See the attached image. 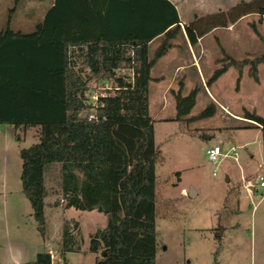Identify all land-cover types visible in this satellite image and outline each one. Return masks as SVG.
<instances>
[{
  "label": "trees",
  "instance_id": "1",
  "mask_svg": "<svg viewBox=\"0 0 264 264\" xmlns=\"http://www.w3.org/2000/svg\"><path fill=\"white\" fill-rule=\"evenodd\" d=\"M42 17L32 32L0 30V125L39 127L40 141L20 151L22 193L29 201L41 236H46L45 200L51 194L46 176L57 170L66 209L96 211L106 226L91 234L88 253L94 264H157V172L160 148L149 113L151 70L182 32L178 11L169 0H32ZM44 2V3H43ZM46 2V4H45ZM264 16V0L241 1L228 11L195 17L184 25L192 46L217 28H228L245 16ZM255 35L264 37L255 24ZM164 40L149 58V45ZM70 47L89 68L76 70ZM85 47V48H84ZM222 51L220 67L207 81L215 83L230 68L260 82L264 55L235 60ZM132 72V76H131ZM108 82L115 90L90 100L94 86ZM172 95L178 123L213 117L212 102L196 117L198 89ZM95 113V119L89 116ZM244 119L261 129L264 176V117L244 110ZM262 196L264 199V187ZM54 205H60L56 202ZM61 264L67 252H83L78 222L63 224ZM218 250L214 262L218 264ZM30 264H53L51 253Z\"/></svg>",
  "mask_w": 264,
  "mask_h": 264
},
{
  "label": "rangeland",
  "instance_id": "2",
  "mask_svg": "<svg viewBox=\"0 0 264 264\" xmlns=\"http://www.w3.org/2000/svg\"><path fill=\"white\" fill-rule=\"evenodd\" d=\"M40 4L32 0H0V27L11 25L14 31L19 24H32L34 27L37 23L34 8ZM260 31L264 35V28ZM238 35L239 48L237 51L231 50L236 60L247 57V50L242 46L244 41L253 52L250 57L264 55V44L255 36L252 28L248 31L240 28ZM223 37L226 39L224 34ZM178 42L181 44L178 51L184 53L183 39L180 38ZM159 43L151 45L152 57ZM160 68L159 64L154 75L158 74ZM203 68L206 74L211 70V62L205 61ZM235 72L210 86L212 95L219 101L232 103V113H240L243 117L244 110H248L264 117V90L249 76V68L243 71L239 82V73L237 70ZM182 73L184 78L178 80L183 85V95L187 96L198 89L195 106L186 118L189 119L198 116L212 102L205 91L207 84L202 86L198 76L189 75L191 72L188 70ZM260 75L264 80V66ZM152 93L154 96L155 93ZM159 108L161 104L153 97L152 119H156ZM223 112L217 109L211 118L178 123L170 121L172 115L176 117L175 106H168L163 113L168 120L154 123L155 143L161 149L156 164L157 264H215L217 250L218 264H264L262 190L254 183L259 193H250L247 190L249 182L242 179L244 174H250L253 181L262 175L261 129L225 115L229 114L226 110ZM39 131V127L24 130L15 129L12 125H0V264H30L38 254L49 250L55 256L54 264H61L65 221H81L85 232L103 228L107 223L105 215L96 211L66 209L62 203L57 170L52 169L46 176V186L51 192L45 200L46 236H41L32 216L31 205L22 193L20 157L22 149L39 143ZM207 137H212V140L208 142ZM206 145L222 148L226 156L221 158L219 164L210 162L201 150ZM232 147L236 154L232 152ZM214 172L216 176H213ZM177 173L182 174L183 185L189 190L188 196H180L179 189L173 190L174 185L171 184L176 182ZM227 176L230 182H227ZM172 192L182 199L173 197ZM192 193L194 196H191ZM56 202L60 205H54ZM89 242L88 239L85 244L83 241V250ZM65 257L68 264H94L95 255L67 252Z\"/></svg>",
  "mask_w": 264,
  "mask_h": 264
},
{
  "label": "crops",
  "instance_id": "3",
  "mask_svg": "<svg viewBox=\"0 0 264 264\" xmlns=\"http://www.w3.org/2000/svg\"><path fill=\"white\" fill-rule=\"evenodd\" d=\"M169 1L175 5V7L178 11L180 21H181L180 24L182 26V32L179 34V36L176 39H174L172 41L173 47L169 50V52L163 58H161L151 70L152 80L149 84V113L151 114V103H152L153 97L159 104H161V108L157 109L158 115H157L156 119H153L154 123L157 120H159V121L168 120V118L163 115L164 110L168 106H175V109H176V103H175V99H174L172 93L177 92L179 90L181 82H179L178 78H181L183 76L182 71L188 70L191 72V73H189V75L198 76V78L201 81L202 86L205 87L206 82L208 81V79L212 76V74L215 71L212 68H215L216 66H218V68H219V66H220L218 64V62H219V60H221L223 58L221 50H224L227 55H229L231 58L235 59V57H233L232 51H237L239 48V40H240L239 35H238L239 29L242 28V29L248 31V30H251L252 24H257V23H258L257 28L259 29V31L261 30V28L262 29L264 28V16L261 17V16L256 15V14H252V15H248V16L243 17L237 23L230 25L228 28L214 29L212 32H210L209 34H207L206 36L201 38L195 46H192L190 44V42L188 41V39L185 35V32H184V29H183L185 24L191 22L196 16L197 17H204L207 15L218 13L220 11H228L232 7H234L238 3H240L241 1H251V0H169ZM40 5L38 7H40ZM40 17H42V13H38L35 18L37 20H39ZM35 25H36V23H35ZM8 26L9 25L6 24V27L5 28L0 27V30L6 29ZM10 27H11V25H10ZM34 27L32 24H29V25L19 24L16 31L29 33V32L33 31ZM221 31H223V32H221ZM260 33H261V31H260ZM223 34L226 36V39L223 37ZM262 36L264 37L263 34H262ZM180 38L183 39V43H182L183 48L182 49H184L183 50L184 53L181 51H178V49L181 47V44H179V42H178V40ZM163 40H164V35H161V36L155 38L153 41H151V43L149 45V58L150 59L153 58L150 55L151 45H153L154 43H156L158 41H160L159 44H161L163 42ZM246 44L247 43L245 41L242 44L243 49L245 48L247 50V53L245 54V55H247L246 58H252V57H250V55H252L253 52L248 49ZM219 46L221 48H219ZM228 46H230V49ZM69 51H70V53L73 54L74 60L76 61V65H77L76 70H79L83 76H86L87 74H89V68L87 67V65H85L83 63L82 57L77 56L78 55V49L76 47H70ZM205 61L211 62V70L208 71L206 74L204 73V68H203ZM159 64L161 65V68L159 69L158 74L154 75L155 69H157V66ZM263 66H264V64L259 66L260 82L258 84H259L260 89L262 88L264 90V80L260 75ZM229 73H232L234 75L236 73L235 69L230 68L215 83H217L222 77H224L225 75H228ZM176 74H178L179 77H177ZM182 78H184V77H182ZM212 85H214V83ZM205 91H206V94H207V97L209 98V100H211V102H213L216 105L218 110H220L222 112L224 110H226V112L229 113V114H225V115L230 116V117L237 119L239 121H242V122L247 121V123H249L253 126H256L253 122L244 119L240 113H238V114L232 113L231 112V104L232 103H230L229 101H226V102L219 101V99H217L215 96L212 95V93L210 91V87H207V85L205 87ZM152 92L155 93L154 96H153ZM182 94H183V91H182ZM175 118L176 117H174V115H172V117L170 118V121H175ZM39 133H40V131H39ZM169 139H170V137H169ZM210 140H212V137H207V141L210 142ZM165 142H166V140H165ZM209 146L210 145L203 146V147H201V150L203 152H205V149ZM232 149H233V147H232ZM160 151H161V149H160ZM176 176H177L176 182L171 184V185H174L173 190L175 191L176 189H179L180 196L181 195L182 196H188L187 191H189V190L187 189L186 186L183 185L182 174L177 173ZM242 179H244L246 182H249V186L247 187V190L250 193H253L254 195H255V193H259L256 189V184H257V187H259L261 189L259 182H258V178L253 181V178L251 177L250 174H248V175L244 174ZM226 180H227V182H230L231 179L229 176H227ZM157 183H158V180H157ZM254 183H256V184H254ZM179 194L173 193L171 195H174L173 197L182 199V197H180ZM193 196H194V193H193ZM261 199L264 202L262 193H261ZM78 223H79L81 231H82L84 244L86 243V239H88V241L90 240L91 234L96 232L98 229H102V228H97L93 231L85 232L83 224L81 223V221H78ZM88 246H89V244H88ZM88 246H86L85 249L83 250L84 253L87 252L86 250L88 249ZM47 252L52 254V251H50V250ZM52 256H53V254H52ZM54 260H55V256L53 257V264H54ZM95 260H96V255L94 258V262H95Z\"/></svg>",
  "mask_w": 264,
  "mask_h": 264
},
{
  "label": "built area",
  "instance_id": "4",
  "mask_svg": "<svg viewBox=\"0 0 264 264\" xmlns=\"http://www.w3.org/2000/svg\"><path fill=\"white\" fill-rule=\"evenodd\" d=\"M133 74H132V72H131V76H132ZM116 88H113L111 85H110V83H108V82H105V83H103L101 86H94V89H93V91H92V95H91V97H92V101H91V103H92V105H93V109H94V106H96L97 105V101H98V97H99V93L101 92V96L102 97H105V95H106V93H105V91H108V90H115ZM95 113H92L90 116H89V120L91 121L92 119H95ZM232 152L234 153V154H236V151H235V149H232ZM205 154H206V156L208 157V160L210 161V162H212L213 164H219V162H220V160H221V158H223L224 156H226V155H224L223 154V150H222V148L220 147V146H218V145H213V146H210V147H207L206 149H205ZM217 174H216V172H214L213 173V176H216ZM258 182H259V185H260V187L262 188V187H264V176H263V174L262 175H260L259 177H258ZM52 255V254H51ZM54 256H52V258H53Z\"/></svg>",
  "mask_w": 264,
  "mask_h": 264
},
{
  "label": "water",
  "instance_id": "5",
  "mask_svg": "<svg viewBox=\"0 0 264 264\" xmlns=\"http://www.w3.org/2000/svg\"><path fill=\"white\" fill-rule=\"evenodd\" d=\"M191 196H193V193L191 194ZM219 236H221V234H220ZM58 264H59V263H58Z\"/></svg>",
  "mask_w": 264,
  "mask_h": 264
}]
</instances>
